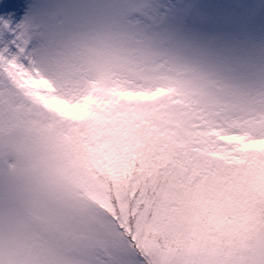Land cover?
Instances as JSON below:
<instances>
[{
	"label": "snow or ice",
	"instance_id": "6c2138e0",
	"mask_svg": "<svg viewBox=\"0 0 264 264\" xmlns=\"http://www.w3.org/2000/svg\"><path fill=\"white\" fill-rule=\"evenodd\" d=\"M0 264H264V0H0Z\"/></svg>",
	"mask_w": 264,
	"mask_h": 264
}]
</instances>
